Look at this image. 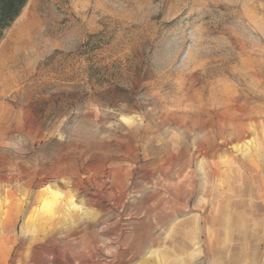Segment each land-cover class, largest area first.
Segmentation results:
<instances>
[{
  "label": "rangeland",
  "instance_id": "1",
  "mask_svg": "<svg viewBox=\"0 0 264 264\" xmlns=\"http://www.w3.org/2000/svg\"><path fill=\"white\" fill-rule=\"evenodd\" d=\"M0 264H264V0H28Z\"/></svg>",
  "mask_w": 264,
  "mask_h": 264
},
{
  "label": "trees",
  "instance_id": "2",
  "mask_svg": "<svg viewBox=\"0 0 264 264\" xmlns=\"http://www.w3.org/2000/svg\"><path fill=\"white\" fill-rule=\"evenodd\" d=\"M28 0H0V39L19 17Z\"/></svg>",
  "mask_w": 264,
  "mask_h": 264
},
{
  "label": "bare ground",
  "instance_id": "3",
  "mask_svg": "<svg viewBox=\"0 0 264 264\" xmlns=\"http://www.w3.org/2000/svg\"><path fill=\"white\" fill-rule=\"evenodd\" d=\"M17 41V40H16Z\"/></svg>",
  "mask_w": 264,
  "mask_h": 264
}]
</instances>
